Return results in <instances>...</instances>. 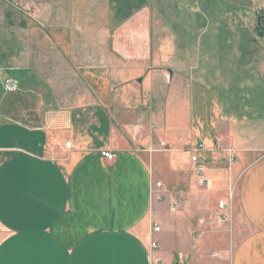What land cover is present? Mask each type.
I'll return each instance as SVG.
<instances>
[{"label": "crops", "instance_id": "obj_1", "mask_svg": "<svg viewBox=\"0 0 264 264\" xmlns=\"http://www.w3.org/2000/svg\"><path fill=\"white\" fill-rule=\"evenodd\" d=\"M171 1L158 11L175 32L157 39L150 0H70L69 18L31 27L16 64L0 65V264H150L152 221L164 264L180 253L189 264H221L214 253L264 264V116L249 111L258 85L232 87L237 65L216 68L264 35L205 38L199 0ZM103 11L135 14L104 25ZM251 55L236 80L250 67L264 80V50ZM203 76L224 93L195 104ZM201 140L238 151L233 163L203 154L211 190L220 179L233 191L218 198L227 209L200 196L182 150Z\"/></svg>", "mask_w": 264, "mask_h": 264}, {"label": "rangeland", "instance_id": "obj_2", "mask_svg": "<svg viewBox=\"0 0 264 264\" xmlns=\"http://www.w3.org/2000/svg\"><path fill=\"white\" fill-rule=\"evenodd\" d=\"M69 1L70 0H0V65L2 64L5 66L6 64L9 63L6 66L10 67L12 66L10 64H16V58L13 57H16L15 54L17 50L21 49L20 44H22V42L26 40L25 37L29 36L28 33L30 32V30H32L31 27L37 25L47 27L50 21H52V19L56 18V20L64 22L66 17L69 18L70 15V12H68L69 11L68 4L70 3ZM261 1L264 2V0ZM105 2H107V0H105ZM170 2L172 1L170 0ZM245 2H246L245 0H199V5L195 11V15L196 13H198L200 17V21H202V25L205 24L207 28H210V29H206L204 28V26H202L203 28L201 35L205 36V38H207L208 36L219 37L221 35H226L235 38L240 36L241 37L242 36L257 37L258 35L260 36L262 32H260L261 29H258V25L260 23L259 20H262V23L264 21V16L262 18L260 16L262 14L264 15V10L259 5H257L256 2L252 3L251 0H247V3ZM150 4L154 8V10H152L153 21H154L153 37L159 39L160 37L168 36L167 34L171 35L170 33L167 32L171 31V33H173V30L175 32V29L173 27H167V28L164 27L163 29L160 26L163 25L164 23L162 14H160V12L158 11L159 6L161 4L160 0H150ZM243 9L247 12L245 11L243 12ZM96 14L103 15L102 19L104 21V25L106 24L108 14H110L111 16L110 22L114 23L115 25H118L120 24L121 20H128L135 13L131 12L130 14V12L126 11V12L116 13V15H114L115 13L113 12L107 13V11H103L102 13H96ZM243 14L245 18H242ZM229 19L233 20L235 25L234 28L229 27L228 24ZM242 19H246L249 22L250 25L248 28L244 27L241 24ZM177 28L178 27L176 26V29ZM222 43L224 44L226 43L225 38H223ZM159 45L154 44V46H159ZM222 46L224 45L222 44ZM227 47H230V45L228 44ZM242 47L244 48V52L242 54H246L242 56V59L237 56V53L230 55L232 57L231 59H228V61H226L223 58L222 59L217 58L216 62L218 66L216 68H223V66H226L228 62L237 65V67H234L235 70L234 73H232L233 75H231V82L233 84L232 87H236V86H237L236 88L240 87L239 84L242 81L243 82L246 81V78L249 80L250 83H254L255 85H258L257 88L254 91H252V94L249 97V100H251L253 103L252 104L253 106L251 107L252 109L249 108V111L250 113H254V116L257 115L264 116V80L261 79V77H257L258 73L256 74L255 72H253L252 67L249 68L248 70L249 75L247 77L242 75L241 79L239 80L235 79V77L236 78L239 77V76H235V73H237L235 71H239V72L241 71V73L244 74L242 70L246 69L245 66L242 64L241 60L245 61V57L247 58V56L253 58L251 53H254V56L256 54L258 55L259 51L264 50V41L259 40V43L258 41H256L254 44L244 43ZM249 49H253V51H249ZM21 62L27 64L28 61L22 60ZM228 65L229 64H227V66ZM6 66L3 68H6ZM253 68L255 69L256 66ZM223 70H225V68H223ZM205 79L208 80L209 76L202 77V83L204 85L199 84V87L195 86L196 88L195 104L196 101H198V103L200 104L201 102L205 104L207 94L209 96V94L212 93L214 96L216 95V93L219 95L224 93V91H222L224 90V88L220 87L221 85H219L218 89L216 90L215 88L211 87L212 85L211 83L209 86L206 85L203 82ZM204 90H207V93L204 92ZM208 96H207V100H208ZM198 107L199 106L196 105V110L198 109ZM186 159L184 158V162L188 163ZM210 165H211L210 169L213 170L217 167L219 169L223 168L226 165V163L225 161H223L221 164L219 162H216ZM200 188H201L200 196L202 197L211 196L212 202H219L220 199L218 198L220 196L228 197V193H229L228 184L226 183V181L224 182L220 179L215 180L214 188L212 190L211 189L209 190L204 187H200ZM226 200L228 201V199ZM204 209L206 212L211 211L208 206L204 207ZM220 263L231 264L230 255L228 254L225 257L223 254Z\"/></svg>", "mask_w": 264, "mask_h": 264}, {"label": "built area", "instance_id": "obj_3", "mask_svg": "<svg viewBox=\"0 0 264 264\" xmlns=\"http://www.w3.org/2000/svg\"><path fill=\"white\" fill-rule=\"evenodd\" d=\"M66 145L71 146V142H67ZM160 149L166 150L167 144L165 142L160 143ZM183 151L187 157V160L192 165V168L196 174V184L200 187H205L211 189L213 187V180H211L207 176L208 165L206 163V159H204L203 154L212 153V152H221L224 151L228 154V159L230 163L235 162L238 159V151L233 148L224 147L221 141H217L212 145H209L206 141L201 140L197 143H189L184 148ZM102 155L106 158L112 160L115 158V154L109 150H103ZM231 165V164H230ZM164 188V185L161 181L155 182L154 190L159 188ZM233 196V191L230 189L229 198L231 199ZM228 199V198H227ZM219 208L227 209L229 206V202L226 199L219 200ZM172 211L178 210L177 205H172ZM224 217V216H223ZM1 226V222H0ZM162 231L161 225L152 221V228L149 232V256H150V264H164L163 257L161 254V245L157 235ZM214 256L222 259L221 253H214ZM176 264H189L183 253H180L178 256V260ZM222 264V263H221ZM226 264V263H224ZM229 264V263H227Z\"/></svg>", "mask_w": 264, "mask_h": 264}, {"label": "trees", "instance_id": "obj_4", "mask_svg": "<svg viewBox=\"0 0 264 264\" xmlns=\"http://www.w3.org/2000/svg\"><path fill=\"white\" fill-rule=\"evenodd\" d=\"M263 28H264V25H260V26L258 25V29H261L260 32H262L261 35H264V31H263L264 29Z\"/></svg>", "mask_w": 264, "mask_h": 264}]
</instances>
